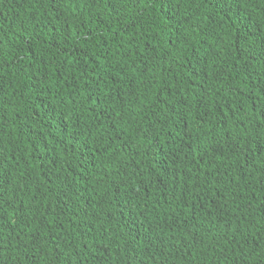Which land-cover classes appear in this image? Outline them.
I'll list each match as a JSON object with an SVG mask.
<instances>
[{
	"label": "trees",
	"instance_id": "1",
	"mask_svg": "<svg viewBox=\"0 0 264 264\" xmlns=\"http://www.w3.org/2000/svg\"><path fill=\"white\" fill-rule=\"evenodd\" d=\"M0 264H264V0H0Z\"/></svg>",
	"mask_w": 264,
	"mask_h": 264
}]
</instances>
